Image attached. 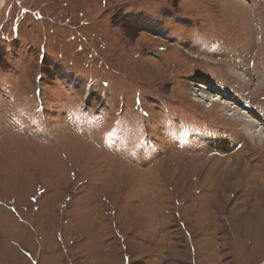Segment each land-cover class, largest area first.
<instances>
[{"label":"rangeland","instance_id":"rangeland-1","mask_svg":"<svg viewBox=\"0 0 264 264\" xmlns=\"http://www.w3.org/2000/svg\"><path fill=\"white\" fill-rule=\"evenodd\" d=\"M0 264H264V0H0Z\"/></svg>","mask_w":264,"mask_h":264},{"label":"bare ground","instance_id":"bare-ground-1","mask_svg":"<svg viewBox=\"0 0 264 264\" xmlns=\"http://www.w3.org/2000/svg\"><path fill=\"white\" fill-rule=\"evenodd\" d=\"M200 87V86H199ZM203 87V86H202ZM204 91V90H203ZM263 129V128H262ZM260 133V132H259ZM262 136V135H261ZM214 142L216 143V145L220 144L221 142L219 140H214ZM223 144V143H221Z\"/></svg>","mask_w":264,"mask_h":264}]
</instances>
